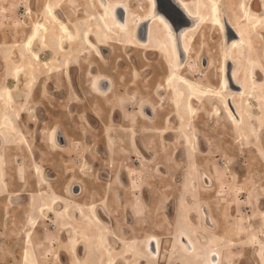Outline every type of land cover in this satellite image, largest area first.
Segmentation results:
<instances>
[{
	"label": "rangeland",
	"instance_id": "374dc122",
	"mask_svg": "<svg viewBox=\"0 0 264 264\" xmlns=\"http://www.w3.org/2000/svg\"><path fill=\"white\" fill-rule=\"evenodd\" d=\"M238 1L223 3L235 12ZM49 2L56 0H0V264H203L212 249L221 255L217 264H260L264 0L252 1L260 25L250 33L251 64L236 61L241 73L255 69L237 124L214 95L201 96L195 115L182 113L163 83L160 58L115 43L98 56L90 48L79 52L59 75L40 73L30 114L16 97L4 103L18 45ZM57 2L70 15L59 11L67 22L97 13L86 0ZM217 46V30L202 26L187 65L192 74L206 67L219 88ZM39 50L47 61L49 53ZM201 57L211 59L213 73ZM91 74L104 87L98 93L90 89ZM4 115L12 122L9 135ZM183 233L196 253L187 250ZM152 237L159 242L156 255L145 250ZM65 239L76 254L62 250Z\"/></svg>",
	"mask_w": 264,
	"mask_h": 264
},
{
	"label": "bare ground",
	"instance_id": "6f19581e",
	"mask_svg": "<svg viewBox=\"0 0 264 264\" xmlns=\"http://www.w3.org/2000/svg\"><path fill=\"white\" fill-rule=\"evenodd\" d=\"M57 1L59 0H56L55 4L51 2L45 4L44 9L39 12L42 20L33 21L23 42L20 45L17 44L18 57L15 62L11 61L10 67L14 84L4 90V103L13 102L16 97V100L19 99L16 104L20 106L21 111L30 114L32 108L29 97L40 73H45L47 76L59 75L61 69L71 68V60L79 52L85 50L88 53L87 49L90 48L93 54L98 56L103 47L115 43L132 49L153 52L160 58L165 67L163 83L169 90L174 104L182 110V113L195 115L197 109L194 104L202 105L201 96L209 94L219 100L229 120L234 124L242 121L240 97L245 94L246 81L254 80L255 69H251L247 74L241 73L238 67L236 69L238 64L236 61L240 59L239 62L243 61V65L251 64V59L247 58L249 52L252 54L250 50L254 46L250 33L260 25V15L252 4L253 0H240L235 3V12L238 16L232 11L231 5L223 3L225 0H173L191 20L190 26L181 28H173L156 11L155 0H86L88 4L95 7L97 13L94 16L87 15L81 21L70 19L68 22L62 19L59 11L61 10L63 18H70V15H67V10L58 6ZM27 12L30 14L31 10L28 9ZM204 25L216 29L219 33L220 46H217L216 50L220 55L219 67L216 71L219 88L212 85L213 79L210 80L209 73H204L206 67L201 71L195 70L197 72L192 74L187 65L188 59H192L195 54L197 33ZM39 49L49 53L50 57L47 61L41 59ZM60 55L59 61L57 56ZM201 59H203V67H211L213 73L214 66L211 59L206 57ZM103 88L100 77L91 74L90 89L98 93ZM260 100L264 105V97ZM1 122V125L6 128L4 132L9 135L8 131L12 127L10 118L4 115ZM7 139L6 135L2 136L3 141ZM31 223L34 228L39 225L36 221ZM184 235L183 233L181 238L187 250L196 253L193 242ZM27 238L28 241L33 239L30 235ZM30 241L29 244L34 246L35 242L33 244ZM156 241L152 237L145 245V250L153 255L159 251V244H157L159 242ZM72 244L69 239H65L64 243L60 244L62 250L69 256L75 252ZM29 255L27 252L22 256L21 261L27 259ZM201 257L203 258V255ZM220 260L219 252L212 249L203 264H217ZM259 260L260 264H264V253H259ZM35 263L37 264V259Z\"/></svg>",
	"mask_w": 264,
	"mask_h": 264
},
{
	"label": "water",
	"instance_id": "95a60500",
	"mask_svg": "<svg viewBox=\"0 0 264 264\" xmlns=\"http://www.w3.org/2000/svg\"><path fill=\"white\" fill-rule=\"evenodd\" d=\"M156 11L162 15L173 28L188 27L191 20L184 15L173 0H155Z\"/></svg>",
	"mask_w": 264,
	"mask_h": 264
}]
</instances>
